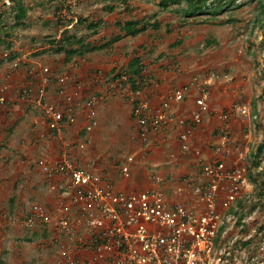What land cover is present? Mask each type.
<instances>
[{"label": "rangeland", "instance_id": "1", "mask_svg": "<svg viewBox=\"0 0 264 264\" xmlns=\"http://www.w3.org/2000/svg\"><path fill=\"white\" fill-rule=\"evenodd\" d=\"M27 1L30 5L28 14L30 23L27 27L16 28L12 37L5 40V46L11 43L9 50H13L17 57L4 60L2 54L4 55L7 49L5 46L3 50L0 48V87H4L6 100L12 103L19 102L13 108L12 121L9 119L7 124L16 122L18 126L15 133L17 132L19 137L25 136L23 139L25 142L27 138L31 140L32 135L31 144L39 145L38 149L33 151L34 148L26 144V149L22 148L21 152L14 154L13 151H7L8 148L5 146L7 130L3 129L0 132V173L11 168L13 170L23 167V174L27 175L24 177L26 183L23 182L24 179L20 180L19 188L24 189L35 184L34 190L43 188L41 193L47 194L49 198L53 197L54 192L57 198L59 193L63 194L64 190L59 187L61 177H50L47 164H42L41 161L55 165L61 158L58 149L61 150L65 145L68 147L70 157L78 164L109 179L114 178L115 181L117 177L130 178L135 170H145L144 177L148 181V188L150 185L153 187V176L159 173L164 178L162 187L165 192L169 198H175V190L183 183L185 176L201 180L203 163L218 158L215 146L219 139L218 128L221 119L216 129L217 113L229 114L232 129L229 143L231 153L228 157L230 165L238 163L241 154L245 157L243 164H249L250 157L260 146H264V14L261 13L260 0H236L234 6L240 4V7L225 11L217 17L199 15L189 19H184L181 13L176 12L175 5L169 9H162L157 0H128L126 3L123 0H78L72 12L66 14L64 12L60 14L55 3L50 4L52 0ZM8 13L11 14L9 10ZM63 15H66L65 19L58 17ZM151 16H155V19L152 17V21L157 19L161 21L160 30L150 28L136 37H126L103 50L104 53L100 51L95 53L93 59L90 53L83 58L77 57L74 62L68 64L64 54H52L47 49L49 38L59 35L60 30L70 20L76 21L83 17L105 21L98 34L88 37L89 40L96 38V42L101 44V41L108 39L112 34L120 32L116 23L118 20ZM86 26L81 24L73 28L79 34L89 35ZM136 54L142 57L148 67L156 65L160 67L159 69L164 68L167 71L162 73L174 77L175 82H168L165 85L166 80L154 74L155 71H151L153 75L146 73L147 78L151 79V83L147 85L148 89L152 88L149 100L155 107L160 106L171 91L186 89V99L172 100L170 105L179 115L189 116L194 109L196 98L202 94L199 88L203 86L207 88L209 109L204 113L202 123L196 126L198 131L207 129V137L203 138L200 144L194 143L186 151L177 148L171 152L175 155L174 158L187 154L193 156L194 165L186 169L181 168V165H174L171 172L167 168L151 165V158L146 153L150 144H143L135 138L138 130L137 121L132 116V103L127 96V88L123 87L124 83L120 84L121 76L118 74L124 71L123 68ZM46 66L54 75L46 89L47 101H56L60 96L74 95L75 91H78L76 102L82 101L81 105H78L75 123L64 128L62 140L52 139L47 135L48 127L41 107L26 106L40 95L34 94L30 102L19 97L20 89L24 86L32 82L40 84L43 68ZM60 76L67 79L63 86L55 79ZM92 94H97L99 99L97 106L99 124L91 133L89 140L81 131L88 124L84 113L87 109L85 104ZM151 94L158 97V101L153 103ZM5 106L0 104V112H6ZM242 106H245L247 113L240 112ZM100 107L105 108L106 114L103 117L100 116ZM109 107L113 112L108 111ZM3 118L6 120V116ZM205 121L210 127H203ZM74 124L76 126H73ZM7 129L10 130L9 127ZM195 132L196 130L191 131V142ZM194 139L196 140V137ZM46 144L49 149L56 147L55 155L48 152V148L41 150ZM196 147L201 149L198 155ZM132 154H136L139 162L131 165L129 176H124L120 167ZM142 157L143 161L140 160ZM261 157H263L261 166L257 169L252 168L256 182L251 180L252 187L244 192L245 208L240 209L239 213L245 214L244 219L239 224V215H235L228 221L225 230L226 239L231 243L254 234L253 244L246 246L249 254H258L260 250L258 241L261 237L255 230L264 223V197L261 198L264 195V172L260 176L258 174L259 170L264 171V148ZM63 182L65 183L64 179ZM139 189L140 184L136 183L128 191L134 192ZM187 190L185 202L196 205L195 199L190 196V189ZM63 200H68L67 195ZM24 203L25 208L23 205L18 207L17 204H12L14 207L11 209L9 197L0 198V209L4 211L6 207L10 208L13 214H10L11 219L5 222L0 234V264H66L60 256V246L54 240L55 230L52 225L48 227L39 225L31 230L23 224V218L32 205L39 203L52 208L63 206L64 201L49 204L38 198L26 197ZM34 232L39 234L38 237L33 235Z\"/></svg>", "mask_w": 264, "mask_h": 264}, {"label": "built area", "instance_id": "2", "mask_svg": "<svg viewBox=\"0 0 264 264\" xmlns=\"http://www.w3.org/2000/svg\"><path fill=\"white\" fill-rule=\"evenodd\" d=\"M76 3L78 0H69L72 6ZM4 55L8 56V52ZM50 74L51 69L44 67L40 84H28L22 90L21 99L26 101L29 94L38 91L40 96L34 102L45 113L48 130L55 131L54 137L62 140L64 128L76 120L73 102L78 91L63 96L70 105L64 113L59 105L45 99ZM58 81L61 85L67 83L65 76H60ZM126 88L141 143L151 144L153 136L157 140L163 138L164 131L173 126L179 128L180 148L183 151L190 148L191 131L202 123L209 109L206 86L199 88L202 94L196 98V107L189 116L179 115L170 105L172 100H185L186 89L171 91L155 107L147 96V87L133 89L129 84ZM4 91L0 87V104L6 101ZM86 101V136L90 140L99 124V99L92 94ZM240 112L247 113L245 106ZM219 117V141L215 146L218 158L203 163L201 180L186 176L172 199L162 187L164 178L159 173L153 176L154 185L149 189L120 190L112 179L71 159L68 147L63 145L59 162L41 163L47 164L50 177L60 176L65 180L64 193H68L69 201L52 208L36 203L26 212L23 224L31 229L52 225L54 240L66 264H264V223L255 230L261 237L258 254L247 253L248 248L232 250L234 242L230 246L217 242L224 212L252 187L243 154L238 157V163H228L231 122L228 113H221ZM136 159V154H132L122 164L124 176L130 175ZM187 189L196 205L185 202ZM10 219L11 215L0 209V234Z\"/></svg>", "mask_w": 264, "mask_h": 264}, {"label": "trees", "instance_id": "3", "mask_svg": "<svg viewBox=\"0 0 264 264\" xmlns=\"http://www.w3.org/2000/svg\"><path fill=\"white\" fill-rule=\"evenodd\" d=\"M128 0H123L124 3H126ZM159 3V6L162 9H169L171 6L175 5V11L178 13H181L184 19H189V18H194L199 15H210L212 17H217L218 15L224 13L225 11L232 10L235 8L240 7L241 5L236 4V0H157ZM55 3V7L59 8L60 14L64 12L66 14L67 12H72L73 6L69 4V0H52L50 2L51 5ZM10 4V6H8ZM260 7H261V13L264 14V0H260L259 2ZM113 9V8H112ZM8 10L10 11V15L8 13ZM29 11H30V5L27 0H0V48L3 50L5 46V40L6 38H11L12 35L14 34V30L18 27H27L28 24L30 23L29 19ZM66 16V15H65ZM64 15L63 16H58L66 18ZM151 16L149 18H142V19H126L124 21L118 20L116 23L118 25V28L120 30L119 33L112 34L108 39H105L101 41V44H98L96 42V38L89 40L88 37H92L96 34L99 33V29L102 25L105 24V21H102V19H99L97 21L95 20H89V18H78L76 21L70 20V22L66 23L64 25V28L60 30L59 35H55L53 37L49 38V45L47 46V49L50 51L52 54H64L65 55V61L67 63L74 62L77 57L83 58L87 54L93 53V52H98L102 50H106L119 41L123 40L126 37H136L139 34H143L148 29L152 28L155 31L160 30L161 28V21L160 20H151ZM70 19V18H69ZM12 21V22H10ZM89 21V22H88ZM81 24H86L87 31L90 33L89 35H82L79 34V32H76L73 27H78ZM10 28V29H9ZM104 37V36H101ZM11 43H8L5 46L6 51L9 52L8 56H5L2 54V58L4 60H10V59H15L17 55L14 53V51H10L11 49ZM147 65L144 63L142 57L138 54H136L134 57H132L123 69V72H119V76H121L120 84L123 85V87H127L129 84L132 86L133 89H138L142 87H147L151 83V79H148L147 76L145 75V70H146ZM52 73V72H51ZM31 76V74H30ZM54 75L50 74V79H52ZM55 79L58 81L59 77H55ZM35 83V82H32ZM63 86V85H62ZM28 87V85L24 86ZM48 87V86H47ZM148 88V87H147ZM22 89H20L19 92V97H22ZM34 94H39L38 91L33 92L32 94H29L28 100L26 102H30V98ZM97 95V94H96ZM98 96V95H97ZM53 102L57 105L60 106V108L64 111V113L68 112V109L70 108V105L67 104L66 100L60 96V98L56 101H50ZM80 102V101H78ZM78 102L74 100V112L78 113ZM10 103V101L6 100L3 104L6 106ZM31 103V102H30ZM35 102H32L30 104L31 107H34ZM82 103V101H81ZM11 104V103H10ZM80 112V111H79ZM85 116H86V110H85ZM45 115V113L43 112ZM67 115V114H66ZM77 117V114H75ZM134 117V115L132 114ZM136 120V118L134 117ZM71 123L70 125H72ZM55 131L48 130L47 135L50 136V138H54V133ZM139 132V130H138ZM137 132V135H138ZM81 134L86 136L87 134V128L84 127L83 130L81 131ZM138 139V137L136 136ZM87 140V139H86ZM139 140V139H138ZM264 146H260L258 151L250 157V162L249 164H246L247 167V175L250 180H253L254 183L256 182L254 178V173H252V168L257 169L261 166L262 164V159L261 157L262 151H263ZM72 159V158H71ZM122 166V165H121ZM88 168V167H87ZM121 171V167H120ZM202 172V169H201ZM264 171L259 170V176L262 175ZM186 177V176H185ZM263 183V181H262ZM260 194L262 195L263 193L260 191ZM261 196V198H263ZM260 198V199H261ZM10 206H12L11 209H13V202L14 198H12L10 201ZM244 195L240 197L227 211L224 212L223 217H222V225L219 229L218 232V238L217 242H223L227 243V246H230V241H227L226 239V227L227 223L230 219H232L235 215H239V220L238 223L241 224L242 220L244 219V213H240V209L245 208V203H244ZM256 207V206H254ZM253 207V208H254ZM4 209V208H3ZM9 208H5V211H7L9 214H12V211ZM13 215V214H12ZM47 225H44L46 227ZM27 227V226H26ZM48 227V226H47ZM28 229H31L28 227ZM245 229V228H244ZM32 230V229H31ZM44 232V231H43ZM36 237H38V233L34 232ZM254 242V236L252 238H242L241 240L235 241L233 245H231L232 250H242L244 248H247L246 246L252 245Z\"/></svg>", "mask_w": 264, "mask_h": 264}, {"label": "crops", "instance_id": "4", "mask_svg": "<svg viewBox=\"0 0 264 264\" xmlns=\"http://www.w3.org/2000/svg\"><path fill=\"white\" fill-rule=\"evenodd\" d=\"M100 52L104 53L103 50L100 51ZM95 53H97V52L91 53V56H92L91 59H93V56H95ZM68 64H70V63H68ZM159 68L160 67H157L156 65H153V66H150V67L147 66L146 70H145V75L148 76L149 74L152 73L151 71H155V72H153L154 74H157L159 77H161V78L166 80V82L164 83L165 85L168 84V82H175V81H173L174 77L171 78L170 76L167 75V73H162V72H166L167 70H165L164 68H162V69H159ZM146 73L147 74L149 73V74L147 75ZM153 73H152V75H153ZM175 79L179 80L180 78H175ZM151 90H152L151 87H149V89L147 88L148 97H149V92ZM159 98H160V95H159ZM152 100H153V103H155V101H158V97L156 98V97L153 96ZM10 103L7 106H5L6 107V112H0V132L3 131V129L7 130V134H6L7 135L6 136L7 140H6V144H5V146H7V148H8L7 151H11V152L13 151L14 154H17V152L19 153V151L21 152L23 150L22 148L26 149L28 144H30L31 148H34L33 151L37 150L39 145L35 144V143L31 144V140H33L32 135H31V140H29L27 138V140L25 142V140H23L25 136L19 137L18 133L17 132L15 133V129L18 126V124H16V122L15 123L12 122V124H7V121L9 119H11V121L13 119L12 118V115H13L12 111H13L14 106L19 104V102H13V103L10 102ZM30 104H27L26 106L31 107ZM34 104H35L34 107H37V104L36 103H34ZM195 107H196V104L194 102L193 108H195ZM104 109H103V107H100V112H101L100 116L101 117H103L106 114V112H104ZM108 111L109 112H113L111 107L108 108ZM4 116H6V120H4V118H3ZM219 116H220V114L217 113L216 114V121H215V128L216 129H217V127L220 124V117ZM3 122H4V124H3ZM207 124L208 123L205 121L203 127L208 126ZM73 126H76V124H74ZM7 127H9L10 130H8ZM79 127H80V124H79ZM208 127H210V126H208ZM199 129L201 130V128H199ZM194 130H196V132H195V136L192 139L190 147L194 143H196V145H197V143L200 144L202 139L207 137V135H208V130L207 129L203 130V131L202 130L198 131L196 129V127H195ZM47 131H48V128H47ZM200 132H201V134H200ZM20 134H23V133H20ZM178 136H179V128L173 127V126L167 128L164 131L163 136H162L163 138H161L162 140H160V138L157 140V138L155 136H153L152 142L149 145L148 149L146 150L147 155H149L150 158H151V160H150L151 165L155 164L156 166H160V167H162L164 169L167 168L171 172H172V168L174 167V165H181V168H183V169H186L188 166L194 165L193 164L194 160L192 159L193 156L190 157V155L187 154V155H181L180 157L178 156V157L174 158L175 155L173 153H171V152H174L177 148H180V143H179ZM26 137H29V136H26ZM195 137H196V140L194 139ZM52 139H54V138H52ZM217 142H218V140H217ZM47 148H48V150H47ZM41 150H47L48 152H51L54 155L57 152L55 146L52 149H49L48 144L42 146ZM198 150L201 153V149H198ZM202 150H203V153H204L205 152V147L204 146L202 147ZM59 151H60V155H61L62 148H61V150L58 149V153H59ZM35 155H37V153H35ZM32 157H34V154H33ZM203 158H205V157H203ZM140 160L143 161L144 158L142 157V158H140ZM74 161H76V160H74ZM136 162H139L138 158L136 159ZM23 171H24V169H23V167H21L19 169H13V170L11 168V170H9V171L7 170L4 173L3 172L0 173V193H1L0 198L1 197H9V201H10L17 194L18 196H16V198H14L15 200H14L13 204L14 205L17 204L18 207L23 205V208H25V203L24 202L26 200V197L38 198V199H40L42 201H45V202L47 201V203H49V204H51L52 202H62V201H64V204H66L69 201L70 198H68V195L65 194L64 192H63V194L59 193V195H57L58 198L56 197L55 192H54L53 197L49 198V196L47 194L41 193L43 191V188L39 187L40 190H38V191H40V192H39V194H37L38 191L34 190L35 184H31L27 188H24V189L23 188H19L20 187L18 185L19 181L23 180L24 177L27 176V175L23 174ZM140 171H141L140 169L138 171L137 170L133 171V174L128 179L124 178V177H121V178L117 177V181H115V179L113 178V181H115L114 182L115 186L118 189H120V190L128 191V190H131V188L136 183H139L140 184V189L138 191L149 189L150 187H152V185H150L147 188V186L149 184H148V181H146L145 177H144V176H146V171L145 170L141 171V172ZM25 181H26V179H24L23 182L26 183ZM59 182H60L59 183V187L61 188V190L65 191L66 187L64 186L63 178H61V180ZM1 191H3V192H1ZM6 192H8V193H6ZM21 193H24V194L22 196H20ZM65 195H67V199L68 200H63V197H65ZM29 209H30V207L28 208V210Z\"/></svg>", "mask_w": 264, "mask_h": 264}]
</instances>
